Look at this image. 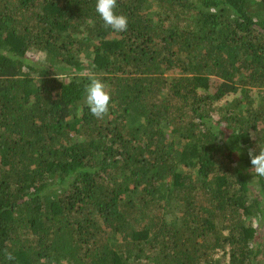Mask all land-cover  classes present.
I'll list each match as a JSON object with an SVG mask.
<instances>
[{"label": "trees", "instance_id": "obj_1", "mask_svg": "<svg viewBox=\"0 0 264 264\" xmlns=\"http://www.w3.org/2000/svg\"><path fill=\"white\" fill-rule=\"evenodd\" d=\"M95 6L0 0V264H264V0Z\"/></svg>", "mask_w": 264, "mask_h": 264}, {"label": "clouds", "instance_id": "obj_2", "mask_svg": "<svg viewBox=\"0 0 264 264\" xmlns=\"http://www.w3.org/2000/svg\"><path fill=\"white\" fill-rule=\"evenodd\" d=\"M117 0H96L95 10L106 29L115 33L127 31L128 20L123 14H117L115 9ZM107 85L99 79H91L85 86V100L90 114L96 119H103L109 112L111 96L106 90ZM250 159L249 172L255 177H264V149L255 153L252 149L248 151ZM4 259L8 262L15 260L14 255L7 249L3 252Z\"/></svg>", "mask_w": 264, "mask_h": 264}, {"label": "rangeland", "instance_id": "obj_3", "mask_svg": "<svg viewBox=\"0 0 264 264\" xmlns=\"http://www.w3.org/2000/svg\"><path fill=\"white\" fill-rule=\"evenodd\" d=\"M29 56H30V58L35 59L36 61H39V62H43L45 59V55L38 53L35 50H32L29 53ZM83 60L85 63H88V59L83 58ZM83 74L86 76H89V77H93V74H90V73H83ZM232 97H235V96H230V97L226 98L225 101H231Z\"/></svg>", "mask_w": 264, "mask_h": 264}]
</instances>
